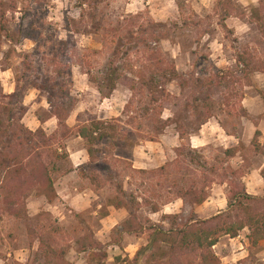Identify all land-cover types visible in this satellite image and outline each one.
Returning a JSON list of instances; mask_svg holds the SVG:
<instances>
[{
    "label": "rangeland",
    "instance_id": "rangeland-1",
    "mask_svg": "<svg viewBox=\"0 0 264 264\" xmlns=\"http://www.w3.org/2000/svg\"><path fill=\"white\" fill-rule=\"evenodd\" d=\"M97 1V5L83 12L79 0H0V95L13 94L18 82L24 85L27 78L29 83L25 86L30 89L24 103L29 112L24 125L37 132L35 124L52 118L47 102L50 80L57 79L62 83L59 90L67 91L65 103L68 110L71 109L67 128H60L58 124L52 126L53 131L51 127L48 132L40 128L48 137L56 138L41 150L44 159L48 160L49 151L60 147L66 151L70 147H87L85 141L77 140L80 125L101 121L109 127L106 130L109 137L97 145L100 159L80 168L79 175L72 178V182L91 189V207L86 209L84 199H77L73 209L56 191L45 195L35 190L26 200L29 218L23 220L5 210L4 195L0 192V264H46L49 249L56 252L51 264H90L89 253L80 243L92 236L102 245L103 253H107L100 264H146L148 256L139 263L134 261L149 244L151 229L162 226L169 230L178 224L186 225L193 211L191 205L175 196V183H182L184 179L186 187L193 181L202 184L204 173L214 171L215 184L208 191L216 200H224L230 188L228 184L219 186L225 185L230 167L246 175L252 164L261 163L256 158V148L247 147V142L238 148L246 160L243 164L241 156L226 158L221 147L212 146L205 155H198L209 162L207 171L193 164L188 155L189 135L198 132L209 115L228 131L235 132L243 124V118L256 121L244 110V104L251 102L264 113V36L256 25L250 24L249 18L245 21L231 18L224 22L225 13L220 5L224 0H190L183 11L176 0ZM235 3L252 18V11L259 7L260 0H235ZM152 23L170 31L169 38L159 44L158 49L180 74L168 87L171 97L154 105L147 91L139 88L133 93L129 84L122 81L112 96L104 99L94 79L101 80L107 74L119 35L123 38L119 50L124 49L130 56L121 58L118 65L125 69V64L131 63L141 70L145 58L132 50L127 28L135 30ZM118 29L123 31L115 37L114 31ZM243 53L251 57L259 72L251 74L238 67L236 58ZM56 59L65 65V78L58 77ZM248 74L251 83L246 78ZM223 77H227L226 80H221ZM196 80L202 82L196 84ZM210 80L214 86L205 91L203 85ZM33 83L40 90L32 89ZM208 99L212 101L210 112L203 109ZM161 106L164 108L162 116L158 110ZM168 132L171 135L180 132L185 139L179 147L185 152L184 157L178 158L179 148L171 139L165 140ZM244 140H248L247 137ZM141 143L147 146L142 156L147 167L168 165L165 172L153 176L134 169L132 148ZM58 169L54 174L55 183L70 173L69 160L58 162ZM118 203H123L121 211L105 221L108 207ZM135 203L140 204L139 211ZM156 206L160 207L159 213L153 211ZM132 216L136 222L128 229L144 228L143 232H124ZM168 216L174 220L165 219ZM248 235V231L243 232L239 242L244 243ZM239 242L228 245V238H223L215 248L221 264H264V246L252 249L248 243L239 254ZM166 261L155 264H166ZM183 261L199 264L195 256Z\"/></svg>",
    "mask_w": 264,
    "mask_h": 264
},
{
    "label": "trees",
    "instance_id": "trees-1",
    "mask_svg": "<svg viewBox=\"0 0 264 264\" xmlns=\"http://www.w3.org/2000/svg\"><path fill=\"white\" fill-rule=\"evenodd\" d=\"M189 1L176 0L180 11L184 10L185 4ZM79 2L83 12L87 7L92 8L98 3L97 0H79ZM220 5L225 13L224 22L231 18L241 21L249 18L250 24L256 25L264 36V0H260L259 7L252 11V18L249 17L246 11H242L236 5L235 0H224ZM122 31V29L114 31V36L116 37L117 33ZM127 31L132 50L136 54L143 55L146 63L141 70H138L136 65L131 63L125 64V69L118 65L122 61L121 58L130 56V53L123 51L124 49L122 51L119 50L121 49L119 42L123 39L122 34L119 35L107 74L101 80L94 79L100 93L104 99H109L120 82L124 81L129 84V90L133 93L137 92L139 88L147 91L154 105L160 104L166 99L168 100L171 97L168 87L180 78V74L176 66L164 58L162 52L158 49V45L169 38L170 31L164 29L161 24L155 23L148 26H139L135 30L127 28ZM54 61L58 77L65 78V65L58 63L57 59ZM236 62L238 67H242L248 73L259 72L254 67L253 62H251V57L246 53L238 55ZM122 70L134 77H128L127 74L122 73ZM230 76H233V74H230ZM226 78L223 77L221 80H226ZM246 78L250 83L252 82L249 74ZM24 81L29 83L27 78ZM50 82L52 83L51 92L47 97V102L51 108V116L57 119L60 128H67L66 122L71 112V109L68 110L65 103L67 91L59 90V86L62 83H59L57 79L50 80ZM57 82L58 84H56ZM201 82V80H196V84ZM26 83L21 85L19 81L13 94L0 95V101L3 100V103L2 101L0 102V192L4 195L3 204L5 210L11 216L23 220L29 218L26 200L30 193L38 190L45 195L54 194V174L59 170L58 162L69 159L66 149L60 147L49 151L48 160H45L41 150L50 146L56 138L53 136L48 137L43 129L32 132L24 125V119L29 112V107L24 103L26 94L30 89L25 86ZM30 86H32V89L40 90L36 83ZM213 86L214 83L210 80L203 85V89L205 91L210 90ZM196 107L200 109L198 105ZM159 108V114L162 116L164 108L163 106ZM203 109L207 112L212 110V101L210 99L203 105ZM1 116L5 119L3 120ZM212 118L213 116L209 115L205 123ZM108 129L107 124L101 121L79 126L77 134L87 143L90 165L95 164L100 159L101 151L97 148V145L109 137L106 133ZM113 129L115 130V128ZM260 137L261 132L257 131L254 140L257 151L259 150L258 139ZM177 150L178 158L186 155L185 152H181L180 148ZM237 153V150H229L225 152V156L231 159L236 157ZM188 155L191 156L193 164H197L206 171L208 170L209 162L204 157H198L201 154L197 150L190 147ZM168 168L169 166L165 165L156 170H141L138 172L144 175L157 176ZM213 173L214 171L210 172L212 175L204 173V182L202 184L193 181L190 186L186 187L183 186L184 179L182 183L174 184L173 190L177 199L183 200L193 207L189 221L186 225L178 224L169 230L162 226H154L151 229L152 234L149 238V244L142 248L134 262L139 263L142 258L148 256L146 264L163 263V260H167L166 264H186L183 259L195 256L196 259L198 258L199 264H221V259L215 252V248L223 238L237 239L243 232L248 231V240L252 249H256L260 243L264 242V197L249 195L243 182L245 175L239 174L238 169L233 167H230L228 179L223 183L228 184L230 187L228 211L210 220H196L197 215L194 208L204 204L209 199L210 193L208 190L215 184L212 179ZM135 204V209L139 211L140 204ZM113 206L120 209L123 207V203ZM153 211L154 213H159L160 207L156 206ZM106 216H108L107 213L105 214ZM165 219H173V217L168 216ZM135 222V218L133 219L132 216V219L126 223L128 227H125L124 232L128 234L143 232L144 228L137 231L128 229L132 228ZM175 224H177V220H175ZM41 244L43 245V242ZM80 244L85 249V252L89 253L90 264H95L96 261L100 264L107 258V253H103L102 245L97 243L93 236L84 238ZM165 248H167V251H165ZM49 250L46 264H49V262L51 264L52 256L56 255L53 249Z\"/></svg>",
    "mask_w": 264,
    "mask_h": 264
},
{
    "label": "crops",
    "instance_id": "crops-1",
    "mask_svg": "<svg viewBox=\"0 0 264 264\" xmlns=\"http://www.w3.org/2000/svg\"><path fill=\"white\" fill-rule=\"evenodd\" d=\"M255 99L257 98L255 97ZM244 101L247 102V99ZM243 108L247 112V114L253 119H256L258 123H256V121H252L251 119L243 118L242 119L243 124L239 127V129H235L234 132V131H228V129L224 128V126H222V124L216 118H212L210 121L203 124L198 132L189 135L188 143L192 149L197 150L200 154L203 155H205V153L208 152V149H210L212 146L221 147L224 149L225 152L229 150L238 151V148L245 142H247V144L245 143L247 147L253 146L254 148H256V144L254 143V140L257 131H260L261 137L258 139L259 150L256 151L257 152L256 158L260 159L261 163L255 165L252 164L251 168L249 169V172H247L246 175L244 176L243 182L246 185L247 192L249 195L255 197H264V178H263L264 118L258 119V117H262L264 113L261 112V108L260 109L255 108V106L251 102L248 105L244 104ZM213 119L215 120V122H213ZM38 123L39 124L34 125L36 130L43 128L46 132H48L47 130L50 127L52 128L53 125L57 127L58 121L56 118H49L45 120L43 123L41 122ZM243 127H245L246 130H242ZM245 137H247L248 140H244ZM165 138H166L165 140L167 141L171 139L172 143L176 148H179L182 145V143L185 142V139L181 138L180 132H177L175 135H171L168 132ZM77 140L84 143V140L80 137L77 138ZM163 143L165 144V141H163ZM146 149L147 146L142 143L140 145L136 144L132 148L134 169L140 171L141 170L152 171L159 169V167L150 168V169L147 167L148 163H146V161L143 160L142 157L143 154H146ZM67 153L69 155L68 160L70 162V166L72 167V169L69 174L65 175L58 182L55 183V191L59 196V198L62 199L66 203V205L71 206L73 209L75 208L74 204H76L77 199H84L85 204L83 206H85V208L87 209L91 207L93 204V201L90 199V194H89L91 192V189L83 188L80 186L79 183L72 182V178H76V176L79 175V169L90 163V157L87 151V147L83 146L76 149H71L70 147L68 148ZM236 157L240 158V160L242 161L241 164L246 162L245 158L242 157L240 151H238ZM236 157L231 159H236ZM143 164L145 167H143ZM223 186L226 187L227 184L221 185L219 187L222 188ZM179 201L184 202L183 200H179ZM99 207L102 208V206L100 205ZM227 209H228V197L227 198L225 197L224 200L223 199L216 200L215 197L213 198L210 196L209 199L204 204L195 207L194 211L197 215L196 220L206 221L220 215L221 213L225 212ZM108 211H109L107 213L108 216L104 218L105 221L110 220L113 217L115 218L116 213L121 211V208L117 209L115 206H111L108 207ZM114 221L116 222V224H118L117 219H115ZM240 238L242 237H239L237 239L228 238V245L239 242ZM248 243L250 244L248 237H246L244 243L242 242L240 243L241 249H239L240 250L238 252L239 254H242L241 252L245 251V246H247ZM259 246H264V242L260 243Z\"/></svg>",
    "mask_w": 264,
    "mask_h": 264
}]
</instances>
